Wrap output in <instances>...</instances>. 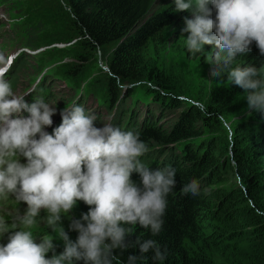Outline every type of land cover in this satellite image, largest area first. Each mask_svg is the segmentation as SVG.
Wrapping results in <instances>:
<instances>
[{"label": "trees", "instance_id": "trees-1", "mask_svg": "<svg viewBox=\"0 0 264 264\" xmlns=\"http://www.w3.org/2000/svg\"><path fill=\"white\" fill-rule=\"evenodd\" d=\"M156 1L25 0L23 6L25 21L39 32L41 56H74L54 74L70 83L73 104L95 97L111 124L139 133L148 146L141 158L146 166L176 169L162 230L153 235L139 225L127 226L129 246L115 251L113 264H127L130 254L136 264H264V112L248 108L245 91L226 73L214 76L215 64L208 71L211 82L197 78L199 88L192 94L195 89L165 54L171 49L191 54L183 29L184 18L193 15L175 11L167 0L155 7ZM100 51L107 53L102 61L107 70L95 72ZM195 55L205 62L208 53ZM236 65L264 67L255 42L231 66ZM49 90L41 96H52ZM132 179L139 182L138 174ZM192 179L199 181V195L182 192ZM77 205L89 210L83 201ZM63 227L75 241L78 233ZM138 240H155L165 259L154 260L151 251L141 254ZM55 246L57 254L64 250L63 241Z\"/></svg>", "mask_w": 264, "mask_h": 264}, {"label": "clouds", "instance_id": "clouds-1", "mask_svg": "<svg viewBox=\"0 0 264 264\" xmlns=\"http://www.w3.org/2000/svg\"><path fill=\"white\" fill-rule=\"evenodd\" d=\"M173 2L175 11L193 15L184 18L187 50L195 55L205 45H215L212 74L226 73L245 91L248 108L264 112V67L231 66L251 51L253 42L264 56V0ZM25 95L14 92L6 74H0V201L27 205L11 220L0 215V240H7L0 243V264H113L115 251L129 246L127 226L139 225L158 235L167 197L176 186V169L146 166L141 158L148 146L139 133L111 123L97 127L96 116L79 104L64 108L60 125L49 133L45 129L53 124L55 106L41 98L29 104ZM23 111L29 115L24 117ZM199 191L196 179L182 188L193 196ZM78 201L89 210L73 219L69 213ZM65 217L69 229L78 233L75 241L63 227ZM41 222L55 235L44 234L37 242L34 229ZM54 239L63 241L59 254ZM137 244L141 254L151 251L154 260L166 257L155 240ZM136 260L130 254L127 264Z\"/></svg>", "mask_w": 264, "mask_h": 264}, {"label": "rangeland", "instance_id": "rangeland-1", "mask_svg": "<svg viewBox=\"0 0 264 264\" xmlns=\"http://www.w3.org/2000/svg\"><path fill=\"white\" fill-rule=\"evenodd\" d=\"M24 1L25 0H0V25H3L0 27V74H6V79L11 83L14 92L20 95L27 94L24 97L27 103L31 104L35 99L41 98L50 105L55 106L56 114L52 117L53 124L45 129L47 132L51 133L53 129L61 123L60 112L64 108H67V105H71L75 101L74 98L70 96L73 90L68 80L62 81L59 76H55L54 74L59 65L68 64L69 62L75 61V59L71 54L61 55L60 53L51 57L41 56L40 50L44 47H42L43 44H40L41 40L36 38L39 32L34 31L31 23H28L24 19ZM162 1L163 0H157L155 2V7L160 6ZM167 2H173V0H167ZM183 22L184 20H180L177 24L182 25ZM39 28L42 27L40 26ZM173 39L174 36L169 39V43H171ZM207 49L208 50L202 52L208 53L205 62H201L199 59L200 57L197 55H187V51L185 50L177 51L171 49L166 51L165 55L167 62H173L177 73L195 89L192 94L199 88L197 87V78H205L207 85L211 82V78L208 75L210 66L214 65L211 56L214 57L218 49L215 45H208ZM106 54L107 53L103 51L96 53L93 71L97 72V67H100L102 61H106ZM41 83V88H39ZM47 86L50 89L48 94L52 93V96H41V93ZM84 93L85 91L82 90V92L78 93V96L83 98ZM62 100L65 102L63 103ZM244 100L247 102L245 98ZM82 102V106L87 108V112L96 116L97 127H102L103 123H111V116L98 106V100L95 97L90 95L85 96ZM22 115L27 117L29 114L23 111ZM112 125L116 126L115 123H112ZM21 162L23 163L26 161L22 159ZM26 207L27 205L25 203L21 202L18 204L14 199H9L7 202L0 201V215H5L11 220L16 215L17 211L22 214ZM82 213L86 212L82 211L79 206L76 205L72 212L69 213V216L73 219H78ZM44 215H46V213L42 211L41 216ZM62 223L68 226L70 220L65 217ZM44 225L46 224L41 222L34 229L37 237L44 234H53L52 232L46 233L44 227H42ZM70 238L73 240V236ZM6 242V238L0 240V243ZM53 242L54 244L61 243V240L54 239Z\"/></svg>", "mask_w": 264, "mask_h": 264}, {"label": "built area", "instance_id": "built-area-1", "mask_svg": "<svg viewBox=\"0 0 264 264\" xmlns=\"http://www.w3.org/2000/svg\"><path fill=\"white\" fill-rule=\"evenodd\" d=\"M100 67L103 68L104 70H107V67L103 64H100Z\"/></svg>", "mask_w": 264, "mask_h": 264}, {"label": "bare ground", "instance_id": "bare-ground-1", "mask_svg": "<svg viewBox=\"0 0 264 264\" xmlns=\"http://www.w3.org/2000/svg\"><path fill=\"white\" fill-rule=\"evenodd\" d=\"M58 127V126H57Z\"/></svg>", "mask_w": 264, "mask_h": 264}]
</instances>
